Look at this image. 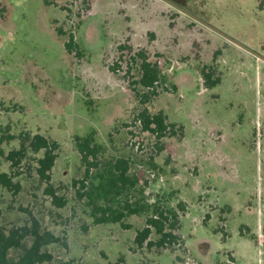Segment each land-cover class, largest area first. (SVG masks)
Segmentation results:
<instances>
[{"label": "rangeland", "instance_id": "obj_1", "mask_svg": "<svg viewBox=\"0 0 264 264\" xmlns=\"http://www.w3.org/2000/svg\"><path fill=\"white\" fill-rule=\"evenodd\" d=\"M70 35L73 53L65 49ZM119 45L130 55L143 49L168 92L158 88L142 104L138 62L127 51L120 59ZM117 60V73L109 72ZM212 65L219 83L206 89L200 71ZM142 110L161 112L183 135L157 140L142 131L134 122ZM25 134L59 144L50 184L66 205L56 208L43 192L42 152L27 150L13 170L0 156L1 172L20 173L18 192L0 187V226L34 217L41 231L65 238L67 248H42L52 257L44 264H264V0H0L4 155ZM74 136L91 137L103 163L129 162L138 177L131 201L186 204L181 247L132 252L145 215L126 217L127 230L93 224L87 197L73 186L84 171Z\"/></svg>", "mask_w": 264, "mask_h": 264}, {"label": "trees", "instance_id": "obj_2", "mask_svg": "<svg viewBox=\"0 0 264 264\" xmlns=\"http://www.w3.org/2000/svg\"><path fill=\"white\" fill-rule=\"evenodd\" d=\"M76 48L77 45L73 36L70 35L65 43V49L68 53H73ZM117 50L120 53V59L123 52L127 51L129 55L132 52V49L126 45H119ZM130 61L138 62L140 77L134 84L142 90L136 92L142 104H146L155 98L160 93L158 88L168 92L164 85L165 77L156 64L148 61L143 49H139L130 55ZM119 62L121 61L117 60L113 65L108 66L109 72L116 74L121 66ZM208 69L210 72L205 71V69L200 72L204 88L211 89L219 83V78L214 80L211 78L213 74L211 70L214 71L213 65ZM171 88L172 91H175L174 85H171ZM134 122L140 125L142 131L153 134L157 140L166 136L181 137L183 135V126L166 122V116L161 112L151 115L146 110H142L135 116ZM176 126L177 130H175ZM3 138L6 141H11L15 137L12 135L2 136L1 140ZM18 139L20 140L18 149L9 151L7 155H4L0 150V156H4L13 170L19 168L23 159L26 158L27 150L32 153L42 152V156L37 160L36 175L46 185L43 192L51 198L52 205L56 208L64 207L66 201L56 194V190L50 184L51 169L58 156L59 144L39 134L33 136L20 135ZM73 143L80 155L84 169L82 179L74 181L73 186L76 188L79 184V188H77L79 199L87 197L93 224H119L122 229L127 230L130 225L124 223L126 217L145 215L144 226L136 231L135 248L131 250L132 252L140 251L143 248L172 251L182 246L183 238L178 231L181 228L180 217L186 212L185 203L179 202L175 209H167L159 204H147L142 199L131 201L130 192L138 183V177L135 174L129 175V162L123 158H118L103 163L101 147L95 144L91 137L74 136ZM158 149L162 150L161 147ZM101 166L103 167L102 170ZM19 174V172H15L11 175L0 171V187L13 193L18 192L20 185L14 182L13 178ZM92 179H98L97 185H93ZM243 227L246 226L242 225ZM153 232L156 236L155 240L150 239ZM239 233L244 235L241 229ZM28 240L29 244H26ZM56 243L67 248L65 238L60 239L49 231H41L40 225L34 217H31L30 225L12 227L8 231L0 226V264L49 263L52 257L49 253L43 252L42 248ZM11 252H17V254L11 257ZM108 264L125 263L122 258H119L116 262Z\"/></svg>", "mask_w": 264, "mask_h": 264}]
</instances>
